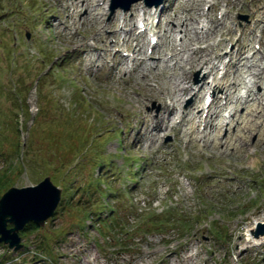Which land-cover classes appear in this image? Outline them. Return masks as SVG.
Masks as SVG:
<instances>
[{
	"label": "rangeland",
	"instance_id": "rangeland-1",
	"mask_svg": "<svg viewBox=\"0 0 264 264\" xmlns=\"http://www.w3.org/2000/svg\"><path fill=\"white\" fill-rule=\"evenodd\" d=\"M255 1L220 0L214 17L229 8L224 23L233 21L235 28L225 49L234 47L239 30L251 22L246 9ZM63 3L70 0H0V197L48 176L62 190L56 213L41 230L20 233V249L0 243V264H192L191 253L197 264H264V243L249 245L245 239L248 228L264 222V136L256 132L250 138L254 164L248 163L247 155L254 158L249 151H203L180 138L177 127L161 132L154 143L144 134L143 144H136L129 135L143 130L142 116L160 112L157 100L136 93L148 82L156 85V72L149 70L145 79L146 70L136 66L127 77L125 66L109 71L114 61L108 67L91 63L96 55L83 56L79 49L94 44L96 24L83 23L84 12L68 18ZM102 6L105 21L122 12L111 13L110 0ZM168 8L180 5L163 0L154 10ZM135 29L137 34V22ZM220 40L217 28L199 45L216 49ZM170 44L161 39V51L169 52ZM241 45L264 63V27L253 37L244 35ZM121 55L131 56L125 45ZM223 57L219 74L228 60ZM241 70L239 82L248 78L247 67ZM204 71L192 69L190 83L198 84ZM190 101L184 95L181 108ZM233 131L231 126L222 135ZM110 211L121 215L120 229L107 231L96 218L99 213L108 219Z\"/></svg>",
	"mask_w": 264,
	"mask_h": 264
},
{
	"label": "bare ground",
	"instance_id": "bare-ground-1",
	"mask_svg": "<svg viewBox=\"0 0 264 264\" xmlns=\"http://www.w3.org/2000/svg\"><path fill=\"white\" fill-rule=\"evenodd\" d=\"M96 1H104V5H108L107 0H70V4L63 3L62 8L68 11L69 18L71 14L79 16L84 12L86 14L81 16V21L85 23L90 20L96 24L97 34L94 37L96 43L92 46L81 44L79 50L83 56H89L92 53L96 55V59H93L91 63L98 62L100 66L108 67L109 56L114 52L115 59L111 60H115V64L109 71L122 72L127 59L119 53L118 36L124 33L127 44L132 38L136 39L133 35L135 21L138 20V24L144 23L149 28V20L156 12L145 6L141 7V2H138L133 4L128 15L116 13L111 20L105 21V7L99 4L96 6ZM174 1L178 2L180 9L161 10L158 14L161 18L164 17L161 28L164 30L163 37L170 39L169 52H162L159 47L155 49V46L154 54L147 56L144 43L131 45L130 48L133 52L131 62L135 61L139 66L138 69L143 66L144 71L146 70L143 78L149 77V70L156 72L153 77L156 85L153 87L149 82L144 84V88L136 92L138 97L148 96L150 99L157 100L161 108L156 116L150 113L142 116L143 130L140 128L136 135L130 132L129 137L136 144H143L141 137L146 134L150 142L154 143L153 140L161 132L165 133L177 127L180 138L188 137L189 141L195 142V147L203 151L210 146L224 152L228 149L234 152L249 151L254 158L247 155L248 163L254 164L257 161L256 151H251L250 148L255 143H252L250 138L256 132L264 136V63L256 62L257 52L248 54L245 46L240 43L244 35L249 33V36L253 37L257 28L264 27V0H256L247 7L251 22L242 26L239 41H236L231 49L225 48L233 42L235 34L233 21L231 25H226L224 18L218 20L214 17L215 8L219 7L220 0ZM223 1L227 4L233 1L235 5L238 0ZM204 4L210 6L207 11ZM170 11H174L173 15L169 14ZM230 11L228 8L224 15L228 17ZM173 22L175 25L172 24ZM54 26L62 27V31L68 30L65 23H54ZM128 27L129 29L126 30ZM217 28L221 33V40L214 43L217 48L213 49L211 45L200 46L208 32ZM106 31L108 33H105ZM143 39L145 40V37ZM78 41L79 39H74V42ZM219 50H224V53ZM224 54L228 56V61L224 64L225 71L219 75V65L215 59L222 60ZM152 56H158V58L153 59ZM182 63L188 65V69ZM243 65L247 67L248 78L239 82ZM194 68L205 69L201 81L196 85L190 83V72ZM138 69L131 67L124 72L128 77L131 72L135 74ZM162 79L166 80V84L162 83ZM240 84L243 85L242 92H240ZM186 94L190 95V105L182 109L181 105ZM209 96L212 100L210 104H207L204 97L207 99ZM221 99H224V103H221ZM243 108L244 112H241ZM224 110L228 113L223 114ZM231 126L234 127V131L223 137V132ZM252 228H248L245 234L247 244L257 246L263 244L264 238L260 240L252 238L250 233ZM197 257L195 253H191L187 258L192 260V264H197L195 262ZM174 261L178 263V260L174 259ZM204 264H207L206 261Z\"/></svg>",
	"mask_w": 264,
	"mask_h": 264
},
{
	"label": "water",
	"instance_id": "water-1",
	"mask_svg": "<svg viewBox=\"0 0 264 264\" xmlns=\"http://www.w3.org/2000/svg\"><path fill=\"white\" fill-rule=\"evenodd\" d=\"M137 1L113 0L112 10L116 7L127 9ZM145 1L151 6L157 5L161 0ZM60 198L61 188L54 185L49 176L36 185L8 189L0 198V243L15 251L20 249L22 244L19 232L29 222L43 227L55 213ZM250 233L254 240L264 238V222L256 223Z\"/></svg>",
	"mask_w": 264,
	"mask_h": 264
},
{
	"label": "trees",
	"instance_id": "trees-1",
	"mask_svg": "<svg viewBox=\"0 0 264 264\" xmlns=\"http://www.w3.org/2000/svg\"><path fill=\"white\" fill-rule=\"evenodd\" d=\"M137 175L138 174H133L132 175V179H133V181H134V183H137V181H135V179L137 178ZM85 208V207H84ZM100 213H102V212H100ZM99 214V213H98ZM97 214V217L100 219V215H98ZM152 219H154V220H157V221H159V222H163L162 220H160V219H158L157 217H153ZM112 221L116 224V223H118V217H112ZM39 230H41V228H39L38 226H36L34 223H29L27 226H26V228H25V232H32V233H36V232H38Z\"/></svg>",
	"mask_w": 264,
	"mask_h": 264
}]
</instances>
